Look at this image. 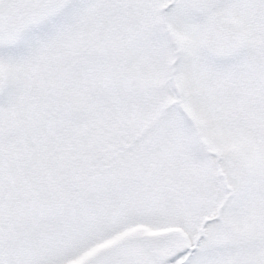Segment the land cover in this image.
Wrapping results in <instances>:
<instances>
[{
  "label": "snow or ice",
  "instance_id": "1",
  "mask_svg": "<svg viewBox=\"0 0 264 264\" xmlns=\"http://www.w3.org/2000/svg\"><path fill=\"white\" fill-rule=\"evenodd\" d=\"M0 264H264V0H0Z\"/></svg>",
  "mask_w": 264,
  "mask_h": 264
}]
</instances>
